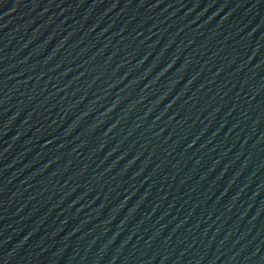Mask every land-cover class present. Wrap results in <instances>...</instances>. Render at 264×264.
Wrapping results in <instances>:
<instances>
[{"label":"water","instance_id":"water-1","mask_svg":"<svg viewBox=\"0 0 264 264\" xmlns=\"http://www.w3.org/2000/svg\"><path fill=\"white\" fill-rule=\"evenodd\" d=\"M0 264H264V0H0Z\"/></svg>","mask_w":264,"mask_h":264}]
</instances>
